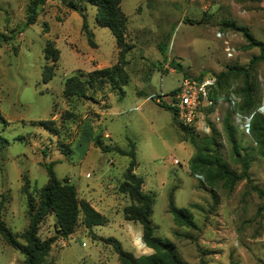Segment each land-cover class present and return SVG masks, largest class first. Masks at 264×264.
<instances>
[{
  "label": "rangeland",
  "instance_id": "obj_1",
  "mask_svg": "<svg viewBox=\"0 0 264 264\" xmlns=\"http://www.w3.org/2000/svg\"><path fill=\"white\" fill-rule=\"evenodd\" d=\"M30 2L0 0V32L14 30V37L0 44V212L7 226L19 234L28 228L23 177L36 194L48 182L45 164L54 161L56 174L70 178L81 198L104 209L100 212L108 222L92 231L80 224L69 237H58L49 263L121 264L114 247L99 236L116 237L137 256L152 253L135 234L142 225L123 214L131 199L120 193L119 185L130 157L104 151L94 142L100 136L105 143L130 149L133 140L136 171L144 178V191L155 197L157 235L173 241L189 264H264V157L252 131L244 133L236 118L264 103V50L231 24L246 27L264 43V0H122L128 16L126 39L133 45L126 53L125 95L106 85L102 91L90 90L88 98L65 97L64 81L117 63L116 37L96 23L93 4L86 6L84 19L60 0H46L38 6L36 22L24 25ZM87 30L93 32L91 40ZM48 40L60 56L53 78L45 82L44 65L53 63L45 58ZM186 74L216 78L213 90L220 99L204 109L198 127L191 129L211 140V156L219 155L242 175L235 182L210 181L205 171L190 170L198 147L183 139L173 113L156 100L161 97L168 105ZM250 81L257 89L248 94L244 90ZM227 95L238 99L236 105ZM227 120L234 127L235 143L228 136ZM106 133L111 137H104ZM198 144L204 145L201 140ZM174 186L175 203L192 212L194 226L179 224L169 211ZM55 221L54 214L45 218L41 238L57 234ZM0 264H25V256L1 233Z\"/></svg>",
  "mask_w": 264,
  "mask_h": 264
},
{
  "label": "trees",
  "instance_id": "obj_2",
  "mask_svg": "<svg viewBox=\"0 0 264 264\" xmlns=\"http://www.w3.org/2000/svg\"><path fill=\"white\" fill-rule=\"evenodd\" d=\"M45 1L31 0L27 8V19L24 25L36 22L38 6L45 3ZM60 1L68 7L79 11L84 19L86 16V6L88 4L95 5L97 7L95 15L96 23L111 29L120 48L119 60L112 66L94 69L86 77H83L82 74H74L67 77L64 81L63 95L67 98H88L91 97L88 93L90 90L98 92L104 90L106 85H110L112 91L118 89L120 97H123L125 95L124 85L129 81V76L125 69V65L128 63L126 53L133 48V45L126 39L128 16L122 9V0ZM186 20L193 22V19L187 18ZM231 24L235 28L243 30L251 41V44L261 46L262 50H264V43L256 40L246 27L236 26L234 23ZM84 25H86L85 20ZM21 31L22 29L19 30V32ZM87 33L91 40L93 32L87 30ZM13 37L14 30H12L11 34L0 32V44L9 41ZM90 42L94 45L93 41ZM59 56L60 50L53 41L48 40L45 46V58L53 61V63L44 65L43 80L45 82L53 78L55 74L54 67ZM256 89L257 83L250 81L244 91L249 94V92L255 91ZM212 96L216 97L214 90H212ZM160 104L173 113L174 123L182 131L183 139L189 140L198 147V152L189 160V167L193 173L205 171L207 179L210 181L225 179L231 183L242 178V175L232 171L222 161L219 155L211 156L208 153L210 151L208 144L211 143L208 137L199 138L191 128L180 125L176 121L174 108L165 105L163 102H160ZM236 108L235 106L234 109L237 110ZM39 123L46 126L49 124L48 121H40ZM226 130L229 138L235 143L234 127L228 120L226 121ZM252 134L258 142L260 154L264 157V114L260 112L254 114ZM199 140L204 144L202 147L198 144ZM94 142L104 151L115 150L130 157L129 165L124 172V180L119 185L120 192L127 194L131 199V203L123 208V213L126 220L139 222L142 225L141 241L147 247L152 248L153 252L137 256L133 252L126 250L122 243L114 236H99V239L114 247L121 264H189L181 257L173 241L155 233V226L152 220L155 197L151 192L144 191V178L135 172L137 166L135 141H129L130 149H122L117 145L105 143L100 136H96ZM1 147L2 145L0 144ZM235 148L239 151L238 147ZM65 153L69 154V150L65 151ZM243 162L245 167L248 168L249 160L245 158ZM54 164V161L45 164L48 173V182L41 188H37L36 194H33L29 190L30 182L27 176L24 175L23 177L24 183L21 187V192L26 197L29 215V225L24 232L19 234L12 231L2 219L0 212V233L12 247L25 256V264H51L47 261V257L58 237H69L77 230L80 224H83L89 231H92L94 226L104 225L108 222L106 215L97 210L88 200L79 196L78 188L71 182L70 178H60L56 174ZM176 188L174 186L169 192V211L174 214L179 224L194 226L195 221L192 212L186 207L177 206L175 203L174 192ZM2 207L3 201L0 202V210ZM49 214H54L56 217L54 224L57 234L47 238H41L39 235L40 225Z\"/></svg>",
  "mask_w": 264,
  "mask_h": 264
},
{
  "label": "built area",
  "instance_id": "obj_3",
  "mask_svg": "<svg viewBox=\"0 0 264 264\" xmlns=\"http://www.w3.org/2000/svg\"><path fill=\"white\" fill-rule=\"evenodd\" d=\"M215 86L216 78L212 75H184L180 86L172 92L169 98L168 105L174 108L176 121L182 126L196 129L204 109L215 107L220 99L212 96ZM228 98L233 105H236L238 101L236 97L230 95ZM156 100L163 102L161 97ZM256 112L264 114V103L252 113L245 115L237 113V121L240 122L244 133L251 134L252 121ZM202 130H209V127Z\"/></svg>",
  "mask_w": 264,
  "mask_h": 264
},
{
  "label": "crops",
  "instance_id": "obj_4",
  "mask_svg": "<svg viewBox=\"0 0 264 264\" xmlns=\"http://www.w3.org/2000/svg\"><path fill=\"white\" fill-rule=\"evenodd\" d=\"M104 137H106V138H110L111 137V135L109 134V133H106L105 134V136ZM135 172L137 173V171H136V169H135ZM138 174V173H137ZM145 186V185H144ZM121 194H124V193H122V192H120ZM87 200L88 201H91V199H89L88 197H87ZM109 201V200H108ZM107 201V202H108ZM91 204L97 209V210H99V211H103L104 209H102L101 207H99V206H97V205H95L94 203H92L91 202ZM124 214V213H123ZM127 221H129V220H127ZM133 231V230H132ZM135 234H136V236L137 237H139L140 239H141V235H142V230H140V229H138L137 228V232H135ZM64 239V238H63ZM152 248H150V250H151ZM153 250V249H152ZM82 259V258H81ZM82 263H84L83 262V260H82Z\"/></svg>",
  "mask_w": 264,
  "mask_h": 264
}]
</instances>
